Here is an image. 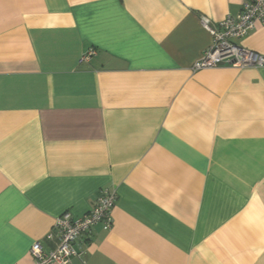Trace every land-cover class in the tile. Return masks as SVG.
Wrapping results in <instances>:
<instances>
[{
  "label": "crops",
  "instance_id": "obj_1",
  "mask_svg": "<svg viewBox=\"0 0 264 264\" xmlns=\"http://www.w3.org/2000/svg\"><path fill=\"white\" fill-rule=\"evenodd\" d=\"M243 1L0 0V264L104 189L70 264H264V66L191 69Z\"/></svg>",
  "mask_w": 264,
  "mask_h": 264
},
{
  "label": "built area",
  "instance_id": "obj_2",
  "mask_svg": "<svg viewBox=\"0 0 264 264\" xmlns=\"http://www.w3.org/2000/svg\"><path fill=\"white\" fill-rule=\"evenodd\" d=\"M257 23H264V0H244L236 15L227 14L216 23L201 17V24L210 33L212 41L192 64V71L222 64L237 67L264 66V55L240 44ZM93 53L91 51L89 54ZM114 205L115 192L104 189L84 215L73 217L68 211L62 213L47 235H56L55 247L46 250L39 240L31 245L29 253L33 264H70L72 258L79 255L76 241L88 233L92 225L101 223L106 230L112 227Z\"/></svg>",
  "mask_w": 264,
  "mask_h": 264
}]
</instances>
